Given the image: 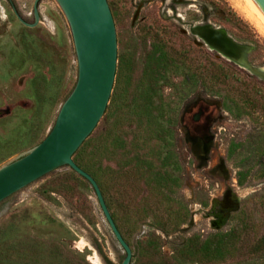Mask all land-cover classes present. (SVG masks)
I'll return each mask as SVG.
<instances>
[{
	"label": "rangeland",
	"instance_id": "rangeland-1",
	"mask_svg": "<svg viewBox=\"0 0 264 264\" xmlns=\"http://www.w3.org/2000/svg\"><path fill=\"white\" fill-rule=\"evenodd\" d=\"M33 1L0 0V165L47 134L77 77L56 0H39L34 26L18 20L33 22ZM107 3L114 80L77 151L91 171L106 148L125 160L120 174L100 180L130 264H264V79L187 30L219 26L264 67V18L249 0ZM94 252L104 264L123 257L93 188L70 167L0 201V264H95Z\"/></svg>",
	"mask_w": 264,
	"mask_h": 264
},
{
	"label": "water",
	"instance_id": "water-1",
	"mask_svg": "<svg viewBox=\"0 0 264 264\" xmlns=\"http://www.w3.org/2000/svg\"><path fill=\"white\" fill-rule=\"evenodd\" d=\"M264 18V0H249ZM39 0L33 1V22L21 16L18 20L26 26L39 21ZM71 33L77 77L69 94L61 103L55 120L47 134L36 144L14 159L0 165V201L25 187L44 174L60 166H68L91 185L101 211L123 250L119 264H130L131 248L122 236L108 209L102 191L94 177L72 158L74 152L91 133L107 105L116 67V33L107 0H56ZM209 50L246 71L251 62L247 54L250 46L209 22L191 24L188 32ZM252 74V72H250ZM253 75V74H252ZM262 79V76H259ZM226 197L230 196V191ZM226 193V194H227ZM225 194V195H226Z\"/></svg>",
	"mask_w": 264,
	"mask_h": 264
},
{
	"label": "trees",
	"instance_id": "trees-1",
	"mask_svg": "<svg viewBox=\"0 0 264 264\" xmlns=\"http://www.w3.org/2000/svg\"><path fill=\"white\" fill-rule=\"evenodd\" d=\"M106 109H107V105H106V107H105L104 112L106 111ZM104 112H103V113H104ZM125 119H126L125 117L121 118V119L119 120V122H118V125L123 124V122H124ZM115 125L117 126V124H115ZM125 133H126V132H125ZM81 144H82V143H81ZM80 146H81V145H80ZM80 146H79V147H80ZM79 147H78V148H79ZM129 147L131 148V147H132V144H129ZM78 148H77V150H78ZM77 150L74 152L72 158L74 159L75 162H77V164H78L81 168H83L85 171H87L89 174H91V175L94 177V179H95L96 182L98 183V185H99L101 191H102V186H103V185H102V183H101L100 177H102L103 173H111L112 175H114V174H120V171H123V169H124V167H125V166H124V165H125V160H124L123 156L120 154V155H119V158H116V154L113 153L112 151H110L109 149L107 150V148H106V151L104 150V151L102 152L101 156L99 157V159L97 160V165H96V168L94 169V171H96V173H95L94 171H91L90 169H88V168L82 166V165L79 163L78 160H80V159H79V155H80V153H78ZM113 160H114V163H115V165H116L115 168H112V164H111V163H112ZM262 175L264 176V166L262 167ZM122 185L125 186V184H123V183H122ZM260 197H261V199H262V204L264 205V193H262ZM105 202H106V201H105ZM106 205H107V207H108L107 202H106ZM108 209H109V208H108ZM110 213H111V215H112V217H113V219H114V221H115V217H114L113 213H112L111 211H110ZM257 245H264V234L258 239V243H257ZM107 261H108L109 264H113V263H111L109 260H107ZM130 262H131V261H130Z\"/></svg>",
	"mask_w": 264,
	"mask_h": 264
},
{
	"label": "bare ground",
	"instance_id": "bare-ground-1",
	"mask_svg": "<svg viewBox=\"0 0 264 264\" xmlns=\"http://www.w3.org/2000/svg\"><path fill=\"white\" fill-rule=\"evenodd\" d=\"M195 24H199V23H195ZM214 27H216L218 29L221 28V27L215 26V25H214ZM193 30H194V33H192V34H193V36H196L195 32H197V28H194ZM227 35H228V33L225 31V36H223L224 40H222V42L225 43V44L227 43L226 39L229 36V35L228 36ZM244 68H246V71L248 73L252 72L253 75H255L257 77H258V75L262 76L263 77L262 79H264V67L259 66V65H254V64L251 63L250 68H248V67H244ZM258 78H260V77H258ZM89 258L95 264H104V262H103L102 258L100 257V255L97 254L96 252H94L93 255L89 256Z\"/></svg>",
	"mask_w": 264,
	"mask_h": 264
},
{
	"label": "flooded vegetation",
	"instance_id": "flooded-vegetation-1",
	"mask_svg": "<svg viewBox=\"0 0 264 264\" xmlns=\"http://www.w3.org/2000/svg\"><path fill=\"white\" fill-rule=\"evenodd\" d=\"M177 15H179V13H177ZM203 21H198L197 23H202ZM191 24H194V23H188V26H190ZM216 53V52H215ZM219 58H221V59H223V60H225L226 62H228V63H231V62H229L228 60H226L225 58H223V57H221L220 55H217ZM231 64H233V63H231ZM233 65H235V64H233ZM236 66V65H235ZM238 67V66H237ZM239 68V67H238ZM241 69V68H240Z\"/></svg>",
	"mask_w": 264,
	"mask_h": 264
}]
</instances>
